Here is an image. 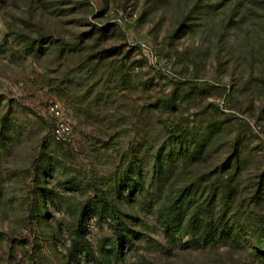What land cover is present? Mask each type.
Returning a JSON list of instances; mask_svg holds the SVG:
<instances>
[{
    "label": "rangeland",
    "instance_id": "rangeland-1",
    "mask_svg": "<svg viewBox=\"0 0 264 264\" xmlns=\"http://www.w3.org/2000/svg\"><path fill=\"white\" fill-rule=\"evenodd\" d=\"M186 194L183 226L210 210L227 235L166 232ZM249 226L264 230V0H0V264H264Z\"/></svg>",
    "mask_w": 264,
    "mask_h": 264
},
{
    "label": "trees",
    "instance_id": "trees-1",
    "mask_svg": "<svg viewBox=\"0 0 264 264\" xmlns=\"http://www.w3.org/2000/svg\"><path fill=\"white\" fill-rule=\"evenodd\" d=\"M165 129L172 133V129L168 126V124L164 123ZM191 196L188 194L184 196H180L172 205L166 207L160 211V216L163 215L164 222L163 225L165 226L166 232L174 233L178 236L179 239H184L185 237H189L188 244H191L192 240L198 239V232L203 230V240L206 242H213L215 238L218 236L227 235V228L218 226L212 228L210 223H204L202 216H206L210 218L211 211L208 210L207 213H202V215H195V218L191 220V223L187 226H183V220L186 215V210L188 204L191 202ZM92 209H85L82 213V220L78 225V230L73 234L75 239H73V250L75 253L83 255L88 252V249L85 244V233L87 230V223L94 213ZM114 212V210H113ZM200 212H203L202 210ZM204 214V215H203ZM107 220V219H106ZM113 220H118L117 218L113 217ZM117 225L114 227L115 234L119 237V241L111 246V251L113 255H117L120 252L122 245L126 242V237L124 236L125 230L122 228L121 223H116ZM246 232L250 234V237L253 239L255 243V248L258 254L264 257V230H260L255 226L247 227ZM194 237V238H193ZM175 242V241H173Z\"/></svg>",
    "mask_w": 264,
    "mask_h": 264
},
{
    "label": "built area",
    "instance_id": "built-area-1",
    "mask_svg": "<svg viewBox=\"0 0 264 264\" xmlns=\"http://www.w3.org/2000/svg\"><path fill=\"white\" fill-rule=\"evenodd\" d=\"M52 113L53 114H55L56 116H59V111L57 110V109H52ZM56 125H58V124H56ZM62 128V127H61ZM60 130H62V129H58V126H57V133L59 134L61 131ZM58 138V140H60L61 139V137H57Z\"/></svg>",
    "mask_w": 264,
    "mask_h": 264
}]
</instances>
